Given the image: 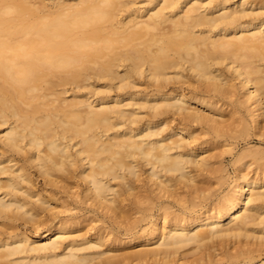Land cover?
Returning <instances> with one entry per match:
<instances>
[{"label":"bare ground","instance_id":"1","mask_svg":"<svg viewBox=\"0 0 264 264\" xmlns=\"http://www.w3.org/2000/svg\"><path fill=\"white\" fill-rule=\"evenodd\" d=\"M45 2L0 0V264L120 262L94 250L99 234L70 237L79 219L21 184L31 182L27 165L64 195L76 176L91 206L115 219L128 215L122 195L142 166L157 196L177 198L182 183L187 204L161 206L169 221L142 234L155 247L129 254L135 260L168 262L240 235L263 245L264 178L243 162L218 196L195 184L213 155L199 145L210 137L196 141L186 126L209 123L224 135L225 126L245 134L252 123L264 134V0ZM247 155L264 166V151L250 147L235 161Z\"/></svg>","mask_w":264,"mask_h":264},{"label":"rangeland","instance_id":"2","mask_svg":"<svg viewBox=\"0 0 264 264\" xmlns=\"http://www.w3.org/2000/svg\"><path fill=\"white\" fill-rule=\"evenodd\" d=\"M45 1L49 5L56 0ZM232 108L233 106L231 105L226 106V110ZM236 109L238 111L239 108ZM242 114H246L244 109H241L235 115ZM186 127L188 132H193L194 129H197L195 132L197 135V138H195L196 141L210 137L206 143L199 145L204 147L203 155H213L209 168L196 171L195 184L209 187L214 195L218 196L230 188L234 175L238 172L243 162L250 164L244 169L245 173H248V175L256 174L258 178H264V169H262L264 166L255 168L256 163H252L250 156L247 155L242 160L235 161L236 156L246 147L264 151V134L259 135L258 131L253 129L252 123H249L247 133L245 134H240L237 131L238 127L225 126L227 127V131L224 135H220V133H214L210 130L209 123H202L201 126L193 123ZM261 131H264V129ZM228 134L231 138L228 137ZM17 156L21 157V155ZM262 161L260 160L259 162L262 163ZM141 168L138 178L134 179L133 186L135 188L132 190V194L122 195L126 198L123 199L124 202L122 201V204L125 205V209L128 208L130 211L128 215H123L119 219H115L109 214L100 211V209L91 206L84 192L85 184L76 176L71 184H65L67 188L64 190L67 193L64 195L62 193L63 190L59 188L62 184H43V178L37 173L36 169L31 165H27L25 169L31 182L21 181V184L38 189L42 195L45 193L54 195L55 199L51 201V204L56 205L55 210L61 211L59 215H76L77 219H79V222L69 229L68 234L70 237L79 241L81 236H88L90 238L96 233L99 234L102 240L101 245L94 250L105 251L104 255H117L120 258L119 264H244V262L246 264H264V244L260 245V240L255 239L252 235L250 237L248 235L247 238L240 235L237 238L225 237L212 241L209 240L198 252L186 254L180 259L175 258L168 262L146 257H144L145 259L135 260L129 254L142 248L155 247V241L153 240L150 243L147 240L149 236H143L142 234L159 225L161 226L164 221H169L170 215L168 213H165L163 215L164 217H161V206L169 205L170 211L177 212L182 204H187L185 200L188 197L186 195L187 189L179 182L177 183L178 189L176 191L180 193L177 197L180 201L176 197L167 196L166 193L162 196L155 195L157 192L154 191L147 179V166H142ZM257 189L255 188V190ZM137 199H140L141 202L144 201L140 205L145 204L148 207L141 209L135 208L133 201ZM62 201L64 202L63 206ZM258 206L260 213L264 214V202ZM154 223L156 224L153 225ZM31 228V225L27 224V231L31 232ZM129 239L131 240L130 242L123 243V241ZM237 249H255V252H253L251 257L228 258L225 255L226 253H234ZM202 254H206L202 260H194L199 255L202 256ZM208 255L210 257L209 260L207 259Z\"/></svg>","mask_w":264,"mask_h":264}]
</instances>
